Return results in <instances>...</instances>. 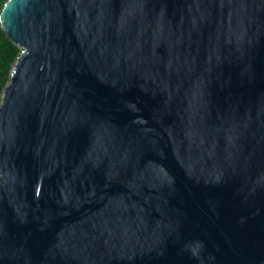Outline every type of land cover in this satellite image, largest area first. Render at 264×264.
<instances>
[{"label": "water", "instance_id": "1", "mask_svg": "<svg viewBox=\"0 0 264 264\" xmlns=\"http://www.w3.org/2000/svg\"><path fill=\"white\" fill-rule=\"evenodd\" d=\"M0 264H264V0H7Z\"/></svg>", "mask_w": 264, "mask_h": 264}, {"label": "trees", "instance_id": "2", "mask_svg": "<svg viewBox=\"0 0 264 264\" xmlns=\"http://www.w3.org/2000/svg\"><path fill=\"white\" fill-rule=\"evenodd\" d=\"M6 1L0 0V12ZM20 52L21 48L9 38L0 22V104Z\"/></svg>", "mask_w": 264, "mask_h": 264}]
</instances>
